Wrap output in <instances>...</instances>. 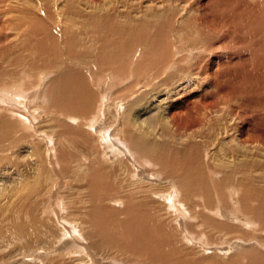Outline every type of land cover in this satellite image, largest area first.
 I'll return each mask as SVG.
<instances>
[{
	"label": "rangeland",
	"instance_id": "obj_1",
	"mask_svg": "<svg viewBox=\"0 0 264 264\" xmlns=\"http://www.w3.org/2000/svg\"><path fill=\"white\" fill-rule=\"evenodd\" d=\"M256 1L0 0V114L5 116L0 115V121L7 117L9 122L0 132V264H223L248 245L264 250V143L246 136L264 134V2ZM211 17H216L215 23H208ZM193 19L199 29H195ZM166 22L165 38L159 37L157 32ZM205 23L217 26L208 46L204 42V29L208 28ZM148 37L155 38L152 42L155 45L145 42ZM241 39L250 44L241 43ZM153 49L157 53L153 54ZM103 52L114 57L108 59ZM84 76L90 84L81 92ZM52 81L61 84L70 81L75 91L69 88L68 98L72 102L67 106L62 107L54 100L59 94L57 84L53 86ZM102 84H106L104 105L96 94ZM197 91L207 93L206 104L214 101L215 107L203 110L202 118H195L201 119L195 121L202 123L199 127L188 126V120L183 123L186 126L175 125L168 112L178 115L177 101L183 96L192 97ZM146 92L153 106L151 112L140 117L137 115L143 112L132 104ZM218 97L222 99L219 102ZM20 98L25 105L15 106L14 102ZM52 98L58 109L50 102ZM190 110L187 112H195L194 108ZM135 114L139 121L146 118V122L135 123ZM126 122L132 124L129 134L139 133L142 128L147 131V138L166 142L173 152L177 148L178 163L183 170L179 168L171 175L165 168L157 169L151 161L153 151L136 160L137 150L129 143L128 133L123 132ZM121 137L129 138L121 141ZM244 137L248 141L243 143ZM190 139L198 142L197 154L187 147ZM109 150L112 156H106ZM130 153L136 157H129ZM102 155L106 156L103 160L110 169L104 178L109 179L102 180L97 192H93L88 168ZM111 167H117L118 171ZM187 167L192 172H201H197L198 176L193 173L192 178L200 180L188 189L178 178V173ZM205 181L213 187L208 197ZM131 186L134 193L139 192L135 196L126 194L130 189L133 193ZM108 188H114L113 192ZM139 195L145 198L142 213L151 228L160 231V238L153 237L156 255L147 251L148 246L142 242L105 237L99 224L109 217L110 225L124 233L130 221L123 204L131 197L138 201ZM102 210L108 211L106 217ZM204 215L215 216L214 222L208 223ZM97 216L102 219L95 221ZM21 225H27L24 232L19 230ZM107 239H111L110 243ZM247 256H242L241 264L249 263L245 260Z\"/></svg>",
	"mask_w": 264,
	"mask_h": 264
},
{
	"label": "bare ground",
	"instance_id": "obj_2",
	"mask_svg": "<svg viewBox=\"0 0 264 264\" xmlns=\"http://www.w3.org/2000/svg\"><path fill=\"white\" fill-rule=\"evenodd\" d=\"M241 1V0H240ZM256 2H258V3H262L263 4V2H264V0H257ZM222 3H224V2H222ZM226 3V2H225ZM255 3V2H254ZM228 4V3H227ZM227 4H225V6L227 5ZM259 5V4H258ZM263 6V5H262ZM221 7V6H220ZM255 7H257V5L255 6ZM260 7V6H259ZM258 7V8H259ZM264 7V6H263ZM222 8H223V6H222ZM224 9V8H223ZM263 8L261 7V10H262ZM219 10V9H218ZM171 12V11H170ZM260 13V12H259ZM263 13V12H262ZM261 14V13H260ZM163 15V14H162ZM263 15V14H262ZM214 16V15H213ZM264 16V15H263ZM165 17V16H164ZM219 17V16H218ZM161 18V17H160ZM214 18H216V17H211V18H209V21H208V23L209 22H213V19ZM224 18V17H223ZM194 21H193V25H194V27H195V29H197L198 28V24H196V22H195V19H193ZM207 19H205L204 21H206ZM203 21V22H204ZM214 21H215V19H214ZM207 22V21H206ZM216 22H218V21H216ZM142 23V22H141ZM152 23V22H151ZM198 23V22H197ZM213 23H215V22H213ZM213 23H210V24H213ZM239 23H241V22H239ZM200 24V23H199ZM137 25V24H136ZM198 25V26H197ZM205 25H206V23H205ZM151 26V25H150ZM197 26V27H196ZM206 26H208V28L207 29H204V28H206L205 26H204V28H201L202 30L204 29V32H205V30H206V34L204 33V42H206V44H207V46L208 45H210L211 43L210 42H212L213 40H212V35H213V33L212 32H214V27H217L216 25L215 26H211V25H206ZM31 27V26H30ZM152 27V26H151ZM193 27V26H192ZM220 27H221V25H220ZM235 27V26H234ZM134 28V27H133ZM167 28H168V23L166 22V23H164V24H162V27L160 28V31L159 32H157V35L159 36V37H164V32H165V30H167ZM200 28V27H199ZM198 28V29H199ZM148 29V28H147ZM146 29V30H147ZM200 29V30H201ZM220 29V28H219ZM222 29V28H221ZM226 29V28H225ZM237 29V28H236ZM238 29H239V27H238ZM237 29V30H238ZM242 29V28H241ZM244 29V28H243ZM29 30V29H28ZM169 30V29H168ZM199 30V31H200ZM213 30V31H212ZM216 30V29H215ZM238 31H240V30H238ZM242 31V30H241ZM140 32V31H139ZM151 32V31H150ZM232 32V31H231ZM144 33V32H143ZM159 33V34H158ZM166 33V32H165ZM215 33V32H214ZM221 33H222V31H221ZM236 32H234V34H235ZM238 33V32H237ZM243 33V32H242ZM200 34H202L203 35V31H202V33H200ZM228 34V33H227ZM233 34V33H232ZM133 36H134V34H132ZM201 35V36H202ZM219 35V34H218ZM237 35H240L239 33L237 34ZM237 35H234L235 37L237 36ZM245 35V34H244ZM156 36V35H155ZM227 36V35H226ZM146 37V36H145ZM151 37H152V35H151ZM157 37V36H156ZM158 37V38H159ZM203 37V36H202ZM234 37V38H235ZM245 37V36H244ZM149 38V37H148ZM148 38H145V42H147L148 41V44L149 45H151V46H153V45H155V44H153L152 45V42H153V39H154V42H155V38H153V39H148ZM165 38V37H164ZM163 38V39H164ZM240 38V37H239ZM250 38V37H249ZM160 39V38H159ZM237 39V38H236ZM245 39H247V38H245ZM215 40V39H214ZM222 40V39H221ZM226 40V39H225ZM231 40V39H230ZM242 40V39H241ZM249 40V39H248ZM111 41V40H110ZM216 41V40H215ZM218 41V40H217ZM224 41V40H223ZM232 41V40H231ZM238 41H239V39H238ZM251 41V40H250ZM30 42V41H29ZM157 42V41H156ZM161 42V41H160ZM244 42V44H246V45H249L250 43H248L249 41H246V40H242V42L241 43H243ZM246 42V43H245ZM106 43V42H105ZM157 44V43H156ZM213 44V43H212ZM223 44V43H222ZM227 44H229L228 42H227ZM231 44V43H230ZM219 45H221V44H219ZM242 44H240V46H241ZM245 45V46H246ZM27 46L29 47V45L27 44ZM122 46V45H121ZM213 46V45H212ZM225 46V45H224ZM224 46L222 47L221 46V48L220 49H222V48H224ZM233 46V45H232ZM239 46V47H240ZM250 46H252V45H250ZM108 47V46H107ZM150 48V47H149ZM153 48H155V46L153 47ZM230 49L229 50H231V47H229ZM247 49H249L248 48V46L246 47ZM245 48V49H246ZM251 48V47H250ZM114 49V48H113ZM225 49V48H224ZM236 49V48H235ZM239 48H237L236 50L239 52V50H238ZM244 49V48H243ZM242 49V50H243ZM149 50V49H148ZM152 50V49H151ZM154 50V49H153ZM156 50V49H155ZM153 51V54H154V52H156V51ZM164 50V49H163ZM223 50V49H222ZM159 51H160V49H159ZM225 51H226V49H225ZM224 50H223V52H225ZM228 51V50H227ZM244 51V50H243ZM250 51V50H249ZM252 51H254V50H252ZM110 52V51H109ZM112 52V51H111ZM166 52V51H165ZM170 52V51H169ZM206 52H208L207 50H206ZM242 51H240V53H241ZM245 52L247 53V51L245 50ZM251 52V51H250ZM264 52V51H263ZM262 52V53H263ZM105 52H103V54H104ZM113 53H116V51H114L113 50V52H112V54ZM157 53V52H156ZM244 53V52H243ZM259 53H261L260 51H259ZM261 53V54H262ZM108 54V53H107ZM107 54L105 55V57L107 56ZM152 54V55H153ZM166 54V53H165ZM208 54H210V52L208 53ZM221 54V53H220ZM219 54V55H220ZM249 54V53H248ZM252 54V53H251ZM250 54V57H252V55ZM109 55H110V53H109ZM107 56L108 57V59H111L110 57H114V56ZM114 55V54H113ZM158 55V54H157ZM168 55V54H167ZM223 55H224V53H223ZM225 55H226V53H225ZM247 55V54H246ZM255 55V54H254ZM161 56V55H160ZM166 56V55H165ZM222 56V55H221ZM162 57V56H161ZM220 57V56H219ZM224 57V56H223ZM227 57V56H226ZM225 57V58H226ZM231 57H232V55H231ZM254 57V56H253ZM257 57V56H256ZM102 58V57H101ZM148 58H149V56H148ZM155 58H156V56H155ZM164 58V57H163ZM206 58V57H205ZM217 58V57H216ZM106 59V58H105ZM114 59V58H113ZM162 59V58H161ZM168 59V58H167ZM195 59V58H194ZM231 59V58H230ZM92 60V59H91ZM95 59L93 58V61H94ZM156 60V59H155ZM103 62L104 61H106V60H102ZM109 61V60H108ZM221 61V60H220ZM107 62V61H106ZM141 62V61H140ZM149 62H154V61H149ZM219 62V61H218ZM209 63V62H208ZM211 63H212V61H211ZM221 63V62H220ZM196 64V63H195ZM193 65V64H192ZM64 66V65H63ZM147 66V65H146ZM145 66V67H146ZM152 66V65H151ZM144 67V68H145ZM193 67V66H192ZM208 67V66H207ZM212 67V66H211ZM68 68V67H67ZM194 68V67H193ZM200 69V68H199ZM211 69V68H210ZM68 70V69H67ZM176 70V69H175ZM174 70V71H175ZM209 70V69H208ZM132 72V71H131ZM133 73V72H132ZM67 74V73H66ZM203 74V73H202ZM61 76H62V74H61ZM199 76V75H198ZM85 77V76H84ZM93 77V76H92ZM4 78V77H3ZM50 78V77H49ZM199 79H200V77H199ZM51 80H53V79H51ZM50 81V80H49ZM99 81V80H98ZM97 81V82H98ZM198 81H201V80H198ZM208 81V80H207ZM206 81V82H207ZM53 82V81H52ZM60 82H61V80H60ZM84 82V81H83ZM103 81H101V83H102ZM62 83V82H61ZM61 83H54L53 82V86L55 85V84H57L55 87L57 88L56 89V91H57V93L59 94L58 95V97H55L54 98V100L56 99V101L58 102V104L60 105V106H67V104H68V102L70 101V102H72L71 101V97H69L68 98V92H69V88L71 87L72 88V85H70V81H68V82H66L65 84H61ZM99 83V82H98ZM199 82H197V84H198ZM201 83H202V81H201ZM41 84V83H40ZM50 84V83H49ZM83 84V83H82ZM87 84H90V83H87V78L85 77V83H84V85H81L82 86V90H81V92L84 90V87L87 85ZM106 84H102V85H99V87H98V92L96 93L97 94V98H98V101L99 102H101V101H103L102 100V96H103V92H105L106 90H104L105 88L104 87H106L105 86ZM199 85V84H198ZM47 86V85H46ZM91 86V85H90ZM206 86V85H205ZM54 87V88H55ZM132 87V86H131ZM159 87V86H158ZM157 87V88H158ZM182 87V86H181ZM180 87V88H181ZM190 87V86H189ZM87 88V87H86ZM85 88V89H86ZM91 88V87H90ZM104 88V89H103ZM156 88V87H155ZM185 88V87H184ZM197 88H200V87H197ZM258 88V87H257ZM256 88V89H257ZM73 89V88H72ZM76 89V88H75ZM92 89V88H91ZM97 89V88H96ZM100 89H103V90H100ZM218 89V88H217ZM255 89V90H256ZM19 90V89H18ZM71 90V89H70ZM74 90V89H73ZM178 90H179V87H178ZM185 90V89H184ZM187 90V89H186ZM190 90H192V89H190ZM195 90V89H194ZM200 90V89H199ZM206 90V89H205ZM251 90V89H250ZM75 91V90H74ZM92 91V90H91ZM95 91V90H94ZM94 91H92V92H94ZM181 91V90H180ZM189 91V90H188ZM209 91V90H208ZM51 92V91H50ZM80 92V93H81ZM121 92V91H120ZM185 92V91H184ZM198 92V91H197ZM210 92V91H209ZM216 92V91H215ZM85 93H87V92H85ZM84 93V94H85ZM88 93H89V91H88ZM94 93V94H95ZM107 93V92H106ZM187 93H189V92H187ZM194 93V92H193ZM220 93V92H219ZM39 94V93H38ZM93 94V93H92ZM145 94V93H144ZM214 94V93H213ZM212 94V95H213ZM217 94V93H216ZM221 94V93H220ZM220 94H217V96L218 95H220ZM26 95V94H25ZM40 95V94H39ZM49 95V94H48ZM89 95H90V93H89ZM141 95V94H140ZM138 96V99L136 100V102H134L132 105H134V107L133 108H135V109H140V111L141 112H143V114H138V112H137V116H140V117H143V115H147L148 114V112H151V107L153 106V104L151 103L152 102V100H151V98H150V96L148 95V93L146 92V95L145 96ZM183 95V94H182ZM181 95V96H182ZM186 95V94H185ZM206 95H208L207 93H196V94H194L192 97H189V98H184V96L181 98L182 100H180V101H177L178 103H179V105L177 106V108L176 109H178V115H176V112H172V113H170V112H168V117L170 118V119H172V120H174V122L173 123H175V125H177V126H186V125H184L183 123L186 121V120H188L189 121V124H188V122H187V125L188 126H194V127H192L193 129L194 128H196V127H199V126H201V124L202 123H200V124H196L199 120H201V119H199V120H195V118H197V117H199V118H202L200 115L201 114H203L202 113V111L203 110H206L207 108H212L214 105H216L215 104V102L213 101V102H211V105H207L206 103H207V96ZM209 95H210V93H209ZM211 95V96H212ZM35 96V95H34ZM95 96V95H94ZM105 96H106V94H105ZM105 96H103V98L105 97ZM188 96V95H187ZM217 96H216V98H217ZM222 96V95H221ZM95 97V98H96ZM91 98V97H90ZM110 98V97H109ZM216 98H215V100H216ZM180 99V98H179ZM219 97H218V102H219ZM44 100V99H43ZM49 100V99H48ZM95 100V99H94ZM97 100V99H96ZM124 100V99H123ZM150 100H151V102H150ZM168 100V99H167ZM220 100H222V99H220ZM256 100V99H255ZM106 101V100H105ZM154 101V100H153ZM217 101V100H216ZM44 102V101H43ZM45 102H46V100H45ZM49 102V101H48ZM50 102L53 104L54 102H53V98L50 100ZM87 102V101H86ZM95 102V101H94ZM150 103L149 104V106H147L148 104L147 103ZM251 102V101H250ZM177 103V104H178ZM252 103H253V101H252ZM55 104V103H54ZM53 104V105H54ZM101 104H103L104 105V101H103V103L101 102ZM204 104H206L204 107H203V105ZM14 105L15 106H19V105H21V107L23 106V105H25V100H23V98H20L19 99V101L18 102H14ZM59 105H56L57 107L59 106ZM249 105V104H248ZM51 106V105H50ZM70 106V105H69ZM120 107H121V105H119ZM40 107V106H39ZM54 107H55V105H54ZM57 107H55V108H57ZM137 107H139V108H137ZM166 107H168V106H166ZM175 107V106H174ZM203 107V108H202ZM215 107V106H214ZM250 107H251V105H250ZM7 108V107H6ZM15 108V107H14ZM48 108V107H47ZM60 108V107H59ZM118 108V107H117ZM128 108V107H127ZM126 108V111H125V113H127L128 112V109ZM189 108H191V110L190 111H192V109L194 108V110H195V112H187L188 111V109ZM252 108H253V106H252ZM251 108V109H252ZM50 109V108H49ZM58 109V108H57ZM130 109V108H129ZM172 109V108H171ZM254 109H256L255 108V104H254ZM117 110V109H116ZM175 110V109H174ZM242 110H244V109H242ZM253 110V109H252ZM118 111V110H117ZM208 111V110H207ZM206 111V112H207ZM254 111V110H253ZM27 112V111H26ZM25 112V113H26ZM29 112V111H28ZM99 112V111H98ZM7 113V112H6ZM27 114V113H26ZM47 114V113H46ZM100 114V113H99ZM207 114V113H206ZM206 114H204V118H203V120L204 121H206ZM2 117H5V116H3L2 114H0ZM34 115V114H33ZM30 116V115H29ZM35 116V115H34ZM54 116V115H53ZM167 116V115H166ZM244 116V115H243ZM25 117H26V115H25ZM24 117V118H25ZM140 117L137 119V117H136V114H135V120H136V122L135 123H138V124H141V123H143V122H146V118H141V121H139V119H140ZM7 118V117H6ZM6 118H2L1 120L2 121H0V132H2L5 128H6V126L8 125L7 123H9V122H7L6 120L8 119H6ZM21 118V117H20ZM24 118H22V119H24ZM27 118V117H26ZM25 118V119H26ZM76 118V117H75ZM92 118V117H91ZM126 118V117H125ZM208 119V118H207ZM27 120V119H26ZM28 120H29V118H28ZM27 120V121H28ZM34 120V119H33ZM36 120V119H35ZM255 120V119H254ZM16 121V120H15ZM63 121V120H62ZM195 121H197V122H195ZM29 122H30V120H29ZM36 122V121H35ZM101 122V121H100ZM133 122V121H132ZM131 122V123H132ZM133 122V123H134ZM148 122V121H147ZM253 122V121H252ZM258 122V121H257ZM95 123V122H94ZM128 122H126V123H124L125 125V130H123V132L126 134V133H128V128H129V126H131L132 124H127ZM129 123H130V121H129ZM134 123V124H135ZM149 124L150 123H152V121H150V122H148ZM171 123V122H170ZM191 123V124H190ZM48 124V123H47ZM112 124V123H111ZM133 124V125H134ZM147 124V123H146ZM205 123H203V125H204ZM127 125V126H126ZM136 125V124H135ZM147 126V125H146ZM177 126H175V128L177 127ZM141 127V126H140ZM148 127L151 129V125L149 126L148 125ZM75 128V127H74ZM81 128V127H80ZM178 129H184V128H179V127H177ZM191 128V127H190ZM66 129H67V127H66ZM65 129V130H66ZM121 129V128H120ZM124 129V128H123ZM140 129V132L139 133H137V135H136V133L135 132H133L132 130V132H130L131 134H127V136H129L128 138L130 139V141L131 142H129V143H131V146H133L132 148H135V150H137L135 153H137V156H138V158L135 156V155H131V153H130V155H129V157H133V156H135L136 157V160H139V157L141 158V157H143V156H145V155H149L148 153H150V151H153L152 153H150L153 157L151 158V161L155 164L154 166H156V168L157 169H159V168H165L166 170H169V171H171V175L173 174V173H177L178 172V170H179V168H181V163H178V160H179V158L177 157V155H178V153H179V150H177V148L175 149V151L173 152V150H171L170 148H169V146H166L167 145V143L165 144L164 142H162V143H158L154 138H152V139H149V138H147L146 136H147V131H145L144 132V130L142 129V128H139ZM192 129V130H193ZM68 130H70V128L68 129ZM67 130V131H68ZM72 130V129H71ZM87 130V129H86ZM119 130V129H118ZM148 130V129H147ZM106 131V130H105ZM108 131V130H107ZM189 131V130H188ZM195 131H196V129H195ZM202 131V130H201ZM73 132V131H72ZM77 132H78V130H77ZM84 132V131H83ZM83 132H82V134H83ZM109 133H110V131H108ZM117 132V131H116ZM149 132V131H148ZM195 133V132H194ZM253 133V132H252ZM25 134V133H24ZM72 134V133H71ZM102 134V133H101ZM246 134V133H245ZM13 135H15V134H13ZM86 135V134H85ZM104 135V134H103ZM102 135V136H103ZM25 136V135H24ZM113 136H115V135H113ZM125 136V135H124ZM244 136V135H243ZM242 136V137H243ZM246 136H249V137H247V138H249V139H252L253 137H256V138H253V139H255V140H260V142H263L264 143V134L263 133H260V132H257V134L256 133H253V134H250V133H248ZM257 136H258V138L260 137V139H258L257 138ZM100 137H101V135H100ZM106 137H107V135H106ZM191 137H193V136H191ZM196 137V136H195ZM16 138V137H15ZM49 138V137H48ZM72 138V137H71ZM77 138V137H76ZM85 138V137H84ZM88 138H89V136H88ZM108 138H109V136H108ZM117 138H119V137H117ZM124 138V137H123ZM122 137L120 138L121 139V141L122 140H124V139H126V138H124L123 139ZM128 138H127V140H128ZM245 138V137H244ZM247 138H245V140H243V139H241V141L244 143L245 141H248L247 140ZM107 139V138H106ZM105 139V140H106ZM115 139V138H114ZM51 140V139H50ZM104 140V139H103ZM16 141V140H15ZM37 141V140H36ZM47 141V140H46ZM107 142L109 141V140H106ZM120 141V140H119ZM60 142V141H59ZM118 142V141H117ZM18 143V142H17ZM49 143V142H48ZM110 143H112L111 141H110ZM240 143V142H239ZM58 144V143H57ZM118 144H119V142H118ZM125 144V143H124ZM240 144H242V143H240ZM111 144H109V145H107V146H109V147H111L112 148V146H110ZM114 145H115V143H114ZM113 145V146H114ZM169 145V144H168ZM47 146V145H46ZM63 146V145H62ZM116 146H117V144H116ZM130 146V145H129ZM189 146V147H188ZM197 146H198V142H196V141H193V139L191 140L190 139V141H188V143H187V147L188 148H192L191 150H194L195 152H196V154H197V150H198V148H197ZM245 146V145H244ZM56 147V146H55ZM108 148V147H107ZM115 148V147H114ZM113 148V149H114ZM124 148V147H123ZM126 148V147H125ZM127 149H128V147H127ZM129 149H131L130 147H129ZM102 150V149H101ZM100 150V151H101ZM111 150V149H110ZM110 150L107 152V153H105L106 154V156L107 155H109V154H111L110 153ZM125 150V149H124ZM123 150V152H125ZM177 150V151H176ZM34 151V150H33ZM66 151V150H65ZM99 151V150H98ZM114 151V150H113ZM127 151V150H126ZM133 150H131V152H132ZM60 152V151H59ZM111 152H112V150H111ZM120 152V151H119ZM129 152V151H128ZM134 152V151H133ZM49 153H51V152H49ZM116 153V152H115ZM114 153V154H115ZM53 154V153H52ZM80 154V153H79ZM112 154H113V152H112ZM112 154H111V156H112ZM120 154H122V152H120ZM133 154V153H132ZM173 154V155H172ZM61 155H62V153H61ZM151 155L149 156V158L151 157ZM52 156V155H51ZM103 156V155H102ZM106 156H103V158L101 159V158H97V159H95L92 163H90L91 165L89 166V168L88 169H90L89 171H91V173H92V185H91V187L93 188V192L97 189L96 187H98V184H100V182H102V180L104 181L105 180V174H106V172H107V169H109L108 168V166L109 165H107L108 163H107V161H106V164H105V161L103 160L104 159V157H106ZM197 156V155H196ZM49 157V156H48ZM115 157H117V156H115ZM119 157V156H118ZM123 157V156H122ZM148 157V156H147ZM47 158V157H46ZM53 158V157H52ZM110 158L111 157H109V161H111L110 160ZM114 158V157H113ZM106 159V158H105ZM142 159V158H141ZM146 159V158H145ZM195 159V158H194ZM88 160V159H87ZM113 160V159H112ZM131 161H132V158L130 159ZM134 160V159H133ZM176 160H177V162H176ZM92 161V160H91ZM114 161V160H113ZM121 161V160H120ZM119 161V162H120ZM182 161H184V160H182ZM55 162V161H54ZM112 162V161H111ZM145 162V161H144ZM176 162V163H175ZM113 163V162H112ZM52 164V163H51ZM121 164V163H120ZM134 164V163H133ZM142 164V163H141ZM146 164V163H145ZM143 165V164H142ZM137 167H140L141 165H136ZM193 166V165H192ZM119 167V166H118ZM125 168H126V166H124ZM128 167H130V166H127V168ZM132 167V166H131ZM130 167V168H131ZM144 167H146V165H144L143 166V168ZM147 167H149V166H147ZM186 167V166H185ZM82 168H84V167H82ZM117 168V167H116ZM115 167H111V170H113V169H116ZM129 168V169H130ZM133 168H134V166H133ZM141 168H142V166H141ZM161 168V169H162ZM184 168V167H183ZM183 168H181L182 170H183ZM119 169V168H118ZM129 169H127V170H129ZM146 169V168H145ZM157 169H156V171H157ZM186 169V168H185ZM189 169H192V168H189ZM74 170V169H73ZM110 170V169H109ZM108 170V171H109ZM117 170V169H116ZM115 170V171H116ZM132 169H130V171H131ZM140 170V169H139ZM148 170H150V168L148 169ZM48 171V170H47ZM114 171V170H113ZM118 171V170H117ZM136 171V170H135ZM138 171V170H137ZM143 171V170H142ZM144 171H146V170H144ZM143 171V172H144ZM155 171V172H156ZM110 172V171H109ZM125 172V171H124ZM158 172V171H157ZM201 173V172H199V170L198 171H196V172H194V170H193V172H192V170L190 171V170H188V167H187V170H184V171H181V172H179L178 174H179V179H181L180 180V182L182 181L183 182V185L184 186H186L187 187V189L190 187L191 188V186L192 185H194L195 183H197V181L198 180H200V179H198L197 181H195V179L194 178H192V176L195 174V173ZM108 173V172H107ZM120 174H121V172H119ZM126 173V172H125ZM132 173L134 174L135 172H133L132 171ZM152 173V172H151ZM194 173V174H193ZM198 173H197V175L195 174V176H198ZM229 173V172H228ZM54 174V173H53ZM58 174V173H57ZM110 174V173H109ZM116 174V173H115ZM119 174V175H120ZM142 175H144V176H146V177H149V176H147V175H145V173L143 174V173H141ZM147 174V173H146ZM149 174H150V172H149ZM148 174V175H149ZM107 175V174H106ZM111 175V174H110ZM125 175H127V173L125 174ZM130 175H131V173H130ZM156 175V174H155ZM170 175V174H169ZM176 175V174H175ZM62 176V175H61ZM109 176V175H108ZM118 176V174L116 175V177ZM128 176V175H127ZM126 176V177H127ZM152 176V175H151ZM154 176V175H153ZM163 176V175H162ZM199 176H200V174H199ZM45 177V176H44ZM58 177V176H57ZM111 177V176H110ZM121 177V176H120ZM123 177H124V175H123ZM125 177V178H126ZM130 177V178H129ZM135 177H136V175H135ZM139 177V176H138ZM146 177H145V179H146ZM112 178V177H111ZM110 178V179H111ZM127 178H129V180L131 179V176H128ZM126 178V179H127ZM132 178H133V176H132ZM150 178V177H149ZM198 178V177H197ZM206 178V177H205ZM46 179V178H45ZM63 179V178H62ZM108 177L106 178V180L108 181ZM113 179V178H112ZM121 179V178H120ZM119 179V180H120ZM134 180L136 179V178H133ZM140 179V178H139ZM151 179V178H150ZM55 180V179H54ZM105 180V182H107ZM132 180V179H131ZM134 180H133V183H134ZM236 181V180H235ZM125 183V182H124ZM199 183V182H198ZM202 183V182H201ZM200 183V184H201ZM102 184V183H101ZM126 184V183H125ZM125 184H122V186H124ZM142 184V183H141ZM203 184H204V186L207 188V191L209 192V193H207L206 191H205V193H207V197L208 196H210V190H212L213 191V187L211 186V183H209V181L207 182V181H205V183L203 182ZM213 184V183H212ZM111 185V184H110ZM152 186V185H151ZM151 186H150V188H151ZM214 186H218V185H216V184H214ZM24 187H25V185H24ZM105 187V186H104ZM114 187V186H113ZM134 187V186H133ZM142 187H144V186H142ZM157 187V186H156ZM18 188V187H17ZM102 188V187H101ZM100 188V189H101ZM128 189H130L129 187H127ZM131 188H132V186H131ZM146 188V187H145ZM181 188V187H180ZM107 189V188H106ZM105 189V190H106ZM111 189H112V192H113V190H114V188H110V190H109V188H108V190L109 191H111ZM153 189V188H152ZM175 189V188H174ZM197 189V188H196ZM103 190H104V188H103ZM116 190V189H115ZM118 190V189H117ZM116 190V191H117ZM125 190V189H124ZM132 190H133V188H132ZM137 190V189H136ZM199 190V189H198ZM119 192H122V190L120 191V189L118 190ZM127 191H129V190H127ZM134 191H135V189L133 190V193H130L131 192V189H130V192H127L126 194H131L130 196H135L137 193H139V192H137V193H134ZM144 190H142V192H143ZM96 192H97V190H96ZM118 192V196L120 197V193ZM141 192V193H142ZM188 192V191H187ZM216 194L217 193H219V191H214ZM214 192H212V193H214ZM100 193V192H99ZM111 192H109L108 193V195H110V197H111V194H110ZM124 193V192H123ZM122 193V194H123ZM191 193V192H190ZM211 193V196L213 197V194ZM96 194V193H95ZM116 194V193H115ZM114 194V195H115ZM125 194V193H124ZM123 194V195H124ZM222 194V193H221ZM100 195V194H99ZM141 195H143V193L141 194ZM145 195V194H144ZM220 195V194H219ZM226 195V194H225ZM230 195V194H229ZM93 196H94V194H93ZM128 196V195H127ZM129 196V197H130ZM102 196L100 195V198H101ZM123 197V196H122ZM129 197H128V199H129ZM198 197V196H197ZM196 197V198H197ZM214 197H215V195H214ZM217 197V196H216ZM221 197H222V195H221ZM95 198V197H94ZM105 198V197H104ZM104 198H103V200H101V201H104ZM114 198H117V197H114ZM137 198H138V196H137ZM202 198H203V196H202ZM222 198H224V197H222ZM228 198V197H227ZM98 199V198H97ZM96 199V200H97ZM102 199V198H101ZM123 199L124 198H122V201H123ZM147 199V198H146ZM210 199V198H209ZM213 199V198H212ZM221 199V198H220ZM94 200L95 201V203H97L99 200ZM110 200V199H109ZM116 201H117V199H115ZM199 199H197V201H198ZM215 200H216V198H215ZM223 200V199H222ZM221 200V201H222ZM225 201H227L228 199H226V197H225V199H224ZM94 201H93V203H94ZM111 201V200H110ZM143 201H145V198H142V197H140V195H139V199H138V201L136 200V198L135 199H132V197H131V199L129 200V202H127V203H125V204H123V206L125 205V209L127 210V212H128V217H129V221H130V227L128 228V229H126V231L124 232V233H119V232H117V228H116V226L114 225V224H112V225H110V221L108 220L109 219V217L107 218V220L105 219V221L103 222L102 220V222H100L99 221V219H102V218H100L99 217V219H98V216L96 217V219H95V221H99V224H100V227H102V228H104V233L103 234H105L104 236L105 237H108V238H124V239H126L127 240V238L128 239H130L131 241L130 242H132V243H138V242H142V243H144V246H148L146 249H147V251H149V252H154V250H156L157 251V246H156V242H154V240H153V237H158V238H160V231H158V230H154L153 228H151V226H150V224L148 223V220H147V218H146V215L145 214H143L142 213V204H143ZM149 201V200H148ZM202 200H200L199 202H201ZM204 201V200H203ZM212 201V200H211ZM119 202H121V201H119ZM119 202H117L116 204H118ZM150 202V201H149ZM213 202V201H212ZM217 202H219V201H217ZM93 203H91V204H93ZM95 203L93 204V205H95ZM103 203V202H102ZM105 203V202H104ZM124 203V202H123ZM203 203V202H202ZM220 203V202H219ZM264 203V202H263ZM106 204V203H105ZM104 204V205H105ZM111 204V203H110ZM121 204H122V202H121ZM148 204V203H147ZM222 204V203H221ZM96 205H98V207H99V204H96ZM100 205H101V203H100ZM103 205V206H104ZM203 205H205V203L203 204ZM218 205H220V204H218ZM238 205V204H237ZM109 206V205H108ZM114 206V205H113ZM196 206V205H195ZM208 206V205H207ZM213 206V205H212ZM263 206H264V204H263ZM102 207V206H101ZM197 207V206H196ZM215 207H216V205H215ZM108 207L106 206V208L105 209H107ZM162 208V207H161ZM201 208L202 209H204L205 207H202V205H201ZM95 209V208H94ZM102 209H104V208H102ZM104 209V210H105ZM119 209V208H118ZM206 209H211V210H217L218 208H215L214 209V207H208V208H206ZM253 209V208H252ZM251 209V210H252ZM264 209V208H263ZM55 210H57V209H55ZM96 210V209H95ZM104 210H102V211H104ZM110 211H111V209H109ZM226 210V209H225ZM58 211V210H57ZM92 211V210H91ZM144 211V210H143ZM227 211V210H226ZM254 211V210H253ZM93 212V211H92ZM91 212V213H92ZM100 212V211H99ZM108 212V211H107ZM107 212L105 213V211H104V217H106L107 216ZM119 212V211H118ZM202 213H203V211H201ZM214 212V211H213ZM255 212V211H254ZM44 213V212H43ZM55 213V212H54ZM101 214H103L102 212H100ZM215 213V212H214ZM56 214H57V212H56ZM98 214V213H97ZM109 214V213H108ZM218 214H219V212H218ZM91 215H93V214H91ZM106 215V216H105ZM112 215V214H111ZM220 215V214H219ZM52 216V215H51ZM93 217H95V216H93ZM93 217H90V218H93ZM102 217V216H101ZM148 217V216H147ZM203 217H206V221L209 223V222H214V220H215V216L213 217H210V216H206V215H204ZM264 217V216H263ZM69 218V217H68ZM30 219V218H29ZM93 220V219H92ZM115 221V220H114ZM162 221V220H161ZM229 221V220H228ZM41 222H43V221H40V223ZM92 222V221H91ZM196 222H198V221H196ZM94 223V222H93ZM92 223V224H93ZM97 224H98V222H96ZM95 223V224H96ZM102 223V224H101ZM112 223V222H111ZM210 223V224H211ZM222 224V223H221ZM225 224V223H224ZM44 225V227H45V224H43ZM207 225V224H206ZM220 225V224H219ZM35 226H37V228H38V225H35ZM34 226V227H35ZM119 227H120V225H118ZM123 226V225H122ZM124 226H125V224H124ZM208 226H210L209 224H208ZM221 226H223V225H221ZM97 227V226H96ZM153 227V226H152ZM164 227V226H163ZM191 227V226H190ZM225 227V226H224ZM25 228H27V225H24V226H22L21 225V227H20V231L21 232H24L25 230ZM42 228V227H41ZM97 228H99V227H97ZM172 228V227H171ZM167 229V228H166ZM197 229V228H196ZM199 229V228H198ZM19 230H15V233H17ZM100 231H101V229H99ZM120 229L118 228V231H119ZM102 231V232H103ZM158 231V232H157ZM174 231V230H173ZM20 232V233H21ZM41 232V231H40ZM71 233H72V231H70ZM175 232V231H174ZM211 232V231H210ZM98 233V232H97ZM47 234H48V232H47ZM46 234V235H47ZM75 234V233H74ZM26 235H28V234H26ZM35 236H37L36 234H34ZM45 235V234H44ZM199 235V234H198ZM29 236V235H28ZM38 236H40V235H38ZM32 237V236H31ZM34 237V236H33ZM102 237H103V235H102ZM104 237V238H105ZM185 237V236H184ZM37 238V237H36ZM263 238V237H262ZM35 239V238H34ZM67 239V238H66ZM74 239V238H73ZM103 239V238H102ZM106 239V238H105ZM162 239V238H161ZM161 239H159V243H161ZM167 239V238H166ZM31 240V239H30ZM39 240V239H38ZM107 240H109V243H110V240L111 239H107ZM113 240V239H112ZM41 241V240H40ZM73 241V240H72ZM71 241V242H72ZM163 241V240H162ZM75 242V241H74ZM81 242H83V241H81ZM117 242V241H116ZM124 242H126V241H124ZM36 243V242H35ZM154 243V244H153ZM74 244V243H73ZM72 244V245H73ZM128 244H130L131 245V243H128ZM153 244V245H152ZM81 245V244H80ZM124 245V244H123ZM126 245V244H125ZM139 245V244H138ZM210 245V244H209ZM73 246H75V244L73 245ZM133 246H134V244H133ZM143 246V245H142ZM162 246V245H161ZM78 247V246H77ZM76 247V248H77ZM139 247V246H138ZM135 248V247H134ZM159 248V247H158ZM203 248V247H202ZM260 248V247H259ZM74 249V248H73ZM137 249V248H136ZM141 249V248H140ZM219 249H220V247H219ZM261 249H263V247L261 246ZM215 250V249H214ZM132 251V250H131ZM133 252V251H132ZM157 254V252H154V254ZM134 254H137L136 252L134 253ZM139 254V253H138ZM155 254V255H156ZM142 255V254H141ZM145 255V254H144ZM162 255V254H161ZM160 255V256H161ZM166 254H164V256H165ZM244 255H248L247 256V259H245L246 260V262L248 261L249 263L248 264H264V250L262 251V250H260V249H258L257 247H252V246H249L248 245V247H245L244 249H240L236 254H234L232 257H230V258H228L227 259V261H223V264H241L240 263V261L243 259L242 258V256H244ZM42 256V255H41ZM139 256V255H138ZM163 256V257H164ZM162 257V258H163ZM165 258H167V257H165ZM156 259H158V257L156 258ZM166 260V259H165ZM242 262V261H241ZM158 263V262H157ZM221 264V263H220ZM244 264H246V263H244Z\"/></svg>",
	"mask_w": 264,
	"mask_h": 264
}]
</instances>
